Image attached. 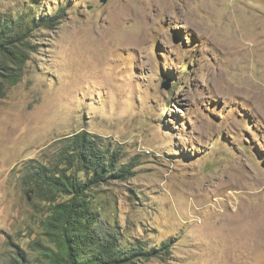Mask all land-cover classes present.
<instances>
[{"label": "rangeland", "instance_id": "rangeland-1", "mask_svg": "<svg viewBox=\"0 0 264 264\" xmlns=\"http://www.w3.org/2000/svg\"><path fill=\"white\" fill-rule=\"evenodd\" d=\"M25 13L61 19L0 77V263L48 264L53 204L26 168L62 167L84 130L138 165L89 192L100 218L169 247L131 264H264V0H0Z\"/></svg>", "mask_w": 264, "mask_h": 264}, {"label": "trees", "instance_id": "trees-1", "mask_svg": "<svg viewBox=\"0 0 264 264\" xmlns=\"http://www.w3.org/2000/svg\"><path fill=\"white\" fill-rule=\"evenodd\" d=\"M59 15L22 14L0 20V77L11 85L23 77L30 58V38L40 28L53 29ZM103 138L80 131L61 142L59 159L62 167L33 164L26 168V194L31 199L53 204L46 223V232L54 249L45 255L48 264H131L138 258L155 256L163 249H147L137 241L124 245L115 226L108 225L94 208L89 192L94 187L113 180L132 178L137 164L126 162L122 149L105 145ZM72 170L82 172L80 179ZM60 197H67L59 200ZM108 227H106V226ZM21 261L11 259L4 264H31L24 254ZM3 264V263H0Z\"/></svg>", "mask_w": 264, "mask_h": 264}, {"label": "bare ground", "instance_id": "bare-ground-1", "mask_svg": "<svg viewBox=\"0 0 264 264\" xmlns=\"http://www.w3.org/2000/svg\"><path fill=\"white\" fill-rule=\"evenodd\" d=\"M196 25V24H195ZM258 38V37H257ZM262 49V48H261ZM242 80V79H241ZM254 92V91H253ZM251 94V93H250ZM255 94V93H254ZM261 95V94H260ZM264 95V94H263ZM255 96H256V94H255ZM264 97V96H263ZM260 98V97H259ZM250 99H253V98H250ZM258 99V98H257ZM260 100V99H259ZM258 100V101H259ZM255 101V100H254Z\"/></svg>", "mask_w": 264, "mask_h": 264}, {"label": "water", "instance_id": "water-1", "mask_svg": "<svg viewBox=\"0 0 264 264\" xmlns=\"http://www.w3.org/2000/svg\"><path fill=\"white\" fill-rule=\"evenodd\" d=\"M108 0H102V2L106 3Z\"/></svg>", "mask_w": 264, "mask_h": 264}]
</instances>
